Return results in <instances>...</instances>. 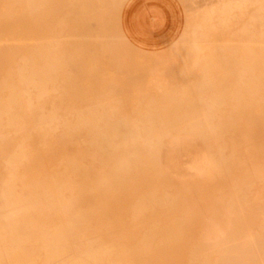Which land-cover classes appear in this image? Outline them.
Instances as JSON below:
<instances>
[{
	"label": "rangeland",
	"instance_id": "374dc122",
	"mask_svg": "<svg viewBox=\"0 0 264 264\" xmlns=\"http://www.w3.org/2000/svg\"><path fill=\"white\" fill-rule=\"evenodd\" d=\"M168 1L158 38L134 24L140 0H0V96L19 79L29 105L1 117L0 264H264V0ZM247 26L256 59L233 49ZM197 102L209 130L188 129Z\"/></svg>",
	"mask_w": 264,
	"mask_h": 264
},
{
	"label": "bare ground",
	"instance_id": "6f19581e",
	"mask_svg": "<svg viewBox=\"0 0 264 264\" xmlns=\"http://www.w3.org/2000/svg\"><path fill=\"white\" fill-rule=\"evenodd\" d=\"M95 1V0H94ZM97 2L99 1V0H96ZM15 3H17V4H19V5H21L22 7H23V9L24 10H26V11H29V10H32L33 9V7H34V3H35V0H15ZM258 16H257V14H254V16H253V19L255 20L256 18H257ZM253 21V20H252ZM259 21V20H258ZM257 21V22H258ZM253 25V24H252ZM248 26H251V24L249 23V25ZM246 27L245 29H243V31H242V33L245 35L244 36V39H243V44L242 43H240V44H242L241 46H236V47H234L233 49H234V51H237V50H239V49H242V51H245V53H246V58L247 59H256V57H257V50L260 48L258 45H257V43L259 42V38H258V36H257V34H258V31H251L250 29H249V27ZM241 41V40H240ZM262 46V45H261ZM50 48V46L49 45H43L42 46V49H43V51H45L41 56H42V58H44V59H47L50 55L46 52L48 49ZM192 49H197V48H195V47H193ZM216 49H218V51H225V50H228V47L227 46H222V45H220V46H218V48H216ZM264 51V50H263ZM37 55V54H36ZM36 55L34 56V58L36 57ZM39 56H40V54H39ZM35 64H36V62H30L29 64H28V78H27V82H28V84L31 86V87H33V88H35L38 92H40V91H45L46 90V85H44V84H42L39 80H37L36 78H34L35 77V75L38 73V70L36 69V67H35ZM44 74H49V71L48 70H45L44 72H43ZM14 75H17V73H13ZM9 90H10V94H9V98L7 99V100H5V99H2L1 98V96H0V130H1V126H2V124H1V117L2 116H4V115H8L9 114V112H10V109H11V107L15 104V103H17V102H20L21 104H22V108H23V110H24V112H28V110H29V105H28V103H27V100L25 99V97H26V95H25V88L23 87V86H21V84H20V82H19V79L17 80V83L16 84H14V85H10V86H8L7 87ZM161 92V91H160ZM100 102V101H99ZM96 103V102H95ZM102 103V102H101ZM99 105H101L100 106V108L102 107V104H100V103H98ZM97 104V105H98ZM98 105V106H99ZM103 105H104V103H103ZM92 106H94V105H92ZM92 106H90V107H92ZM104 106H106V105H104ZM98 108V107H97ZM88 109V108H87ZM90 109V108H89ZM88 109V110H89ZM85 111H86V109H85ZM84 112V111H83ZM196 112H198V114L193 118H190L188 121L189 122H201V123H208L210 120L207 118V111H205V110H203V108H202V103L201 102H197V109H196ZM77 113H79V112H77ZM79 114H81V113H79ZM84 114H85V112H84ZM84 114H82V115H84ZM77 115V114H76ZM87 114H85V116H86ZM52 119H54V118H52ZM52 119H49V120H45V119H43V118H39V120L36 122V124L37 125H39V126H41V123H46L47 121L48 122H50ZM94 119H92V121H93ZM62 121H64V120H62ZM76 122H78V123H83V121H84V119L83 118H78L77 120H75ZM98 121V120H97ZM13 122V121H12ZM12 122H11V124H12ZM94 122V121H93ZM78 127H79V125H78ZM133 127H134V125H133ZM33 128V127H32ZM132 136H134V137H137V138H140V136H139V134H138V132H137V127H134V131H133V133L131 134ZM117 135H114V134H97V135H95L94 136V138L95 139H100V141H102L101 143H96L95 142V145L96 146H101V145H103V144H105V147H109L110 146V143L109 142H106L105 140L106 139H110V138H115ZM168 135L167 134H161V133H153V134H151V135H149V136H147L146 138H151V137H154V138H157V139H161V138H163V137H167ZM143 148V147H142ZM20 154H22V153H20ZM119 168V167H118ZM14 169H15V167H14V165H11L10 167H9V170L11 171V175H10V183H11V186H12V184L14 183V181H15V179H17V175L15 174V172H14ZM100 183H102L103 182V180H98ZM7 187V186H6ZM64 187H66L67 189H69V190H73L74 188H76L74 185H72L71 183H65L64 184ZM91 191V190H90ZM9 193H11V190H9ZM54 196V195H53ZM56 197V196H55ZM234 198H235V196H234ZM26 199V198H25ZM25 199L24 200H11V202L14 204V205H12L10 208H9V210H11L12 211V209L14 210V208H16V207H18V206H20V205H22L23 203H24V201H25ZM48 199V198H47ZM34 200H37V199H31V200H29L28 202H32V201H34ZM162 200V199H161ZM235 200H236V198H235ZM43 201V200H42ZM53 204L55 203V204H57L58 205V207H59V200L57 199V198H55L53 201ZM26 206V205H25ZM22 207V206H21ZM164 207H165V205H164ZM23 208V207H22ZM238 211V210H237ZM62 219H63V217H62ZM64 225H65V223H64ZM104 231V230H103ZM75 232H76V225H69V226H64L63 227V229L61 230V232H60V236H67V237H71V236H73L74 234H75ZM79 233V232H78ZM70 239V238H69ZM107 240V239H106ZM99 241H101L100 239H99ZM111 241V240H110ZM243 245L245 246V247H248V248H250L252 251H255L256 252V247H255V244H254V240L251 238V236H248V235H244V239H243ZM72 245V247H74L73 246V244H71ZM70 246V245H69ZM99 246V245H98ZM97 247V246H96ZM95 250H96V248H95ZM78 252V251H77ZM77 252L76 251H74L73 250V254H74V259H75V261H74V264H82V262H81V260L80 259H78L79 258V256L77 255ZM258 256V255H257ZM217 261V260H216ZM259 264H263L261 261L259 262Z\"/></svg>",
	"mask_w": 264,
	"mask_h": 264
},
{
	"label": "crops",
	"instance_id": "0c3cea01",
	"mask_svg": "<svg viewBox=\"0 0 264 264\" xmlns=\"http://www.w3.org/2000/svg\"><path fill=\"white\" fill-rule=\"evenodd\" d=\"M230 2V1H229ZM176 10L172 6V2L168 0H140L138 8L135 10L133 15V21L136 27L144 32L146 35L162 38L165 35L163 27L167 25V20L172 18V13ZM127 40V39H126ZM128 41V40H127ZM156 45H162L163 43L155 42ZM185 64L184 66L188 68L191 67V62L195 59L193 53L188 52V48L184 53ZM198 114V112H193ZM209 125L205 124H190L189 130H209ZM205 136V134H204ZM197 138H194L193 142L190 144L191 148L196 146ZM196 156H207L205 153H198L196 151Z\"/></svg>",
	"mask_w": 264,
	"mask_h": 264
}]
</instances>
